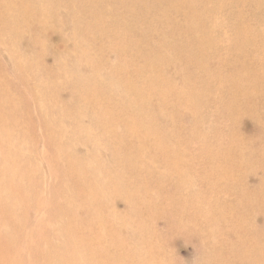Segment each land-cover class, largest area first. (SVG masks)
<instances>
[{
	"label": "rangeland",
	"instance_id": "obj_1",
	"mask_svg": "<svg viewBox=\"0 0 264 264\" xmlns=\"http://www.w3.org/2000/svg\"><path fill=\"white\" fill-rule=\"evenodd\" d=\"M57 2H59L60 11L63 12L64 7L61 5L67 2L65 0H57ZM200 2H203L200 13L203 17L204 30L213 33L217 41L216 45L209 47L208 66L217 73L224 72L225 65L231 62V64L236 63L238 59L236 56L241 54L249 62L250 70L255 75H260L263 66L258 61L256 51V44L260 39H254L249 43L248 48L240 51L239 46L235 45V27L233 29L225 20L223 12L218 9L219 2L215 7L213 6L214 8L212 7V12H204V0H191L194 8L198 7L199 4L196 3ZM66 15L65 17L57 16L49 26L41 27L38 32L35 28L33 31L25 32L26 27H24L21 30L22 38L18 43L15 38L0 37V74L3 78L8 76L22 83L27 80L26 86L22 87L23 92L29 90L31 95L40 96L36 102L31 100L30 103L23 105L18 99V94L14 92L16 103L13 108L15 110L14 121H11L12 145L9 149V156L12 161L11 172L15 176V187L28 193V203L24 202L22 206H17L14 212L17 219L20 221L27 219L29 222L22 234H30L41 226L42 232L45 230L48 233L46 238L54 247L61 246L62 251L67 254L77 251V264H88L95 254L92 246H84L83 242L88 239L96 240L100 224L93 223L89 210L83 206L80 198L72 196L71 190L75 176L66 167L67 157L71 156L79 160L89 159L90 168L94 170L100 183L108 182L111 174L125 171L123 167L126 163L116 148L118 141L121 140L127 147L135 149L138 147L137 137L143 135L144 127L137 125L134 121L136 118L141 122H146L145 118L136 116L140 114L138 112L140 107L134 94L135 90L140 87L141 79L154 76L176 80L178 75L181 77V74L190 70V67L180 66L184 69L180 72L179 66L174 65L175 61L161 63L159 70L149 69L146 66L150 62V52L155 53L160 45L158 37L149 35L152 34L150 29L155 27V24L147 18H144V25L140 29L142 34L148 36L146 45L128 46L135 53L141 52L137 58L130 59L114 51L108 42L94 40V31L88 29L91 27L89 23L96 20L87 17L85 12L71 10L69 16L68 13ZM19 16L25 17L22 12ZM33 16L35 17V14ZM117 16H121V13ZM107 19L108 17L104 18V20ZM180 21L183 23L185 18ZM75 25L79 26L81 32L90 33L92 38L90 36L73 37ZM178 29L173 28L177 31ZM252 29L256 34L264 32L263 26L253 24ZM81 32L79 33L82 34ZM196 35L197 32H193L190 38ZM172 44L175 48L182 45L178 38L172 39ZM4 45H7L6 49L12 46V52L3 49ZM82 49L84 52H86L85 49L88 50L87 56L85 54L81 56ZM163 54L168 58L171 53L165 49ZM92 58L107 63L103 66L101 74L93 75L92 70L85 65L92 61ZM124 63L127 64L126 77L132 79L129 85H123L119 77L114 75L108 88L99 89L92 94H85L79 90L71 93L70 90L57 89V87L56 89L48 87L45 92L41 86L46 80L53 79L55 83L57 79H61L62 85L73 84L76 77L81 81L90 80L92 82V79L101 81L104 76L113 74L114 66ZM80 64L83 69L85 68L84 71L82 70L83 74L78 73ZM52 74H56L53 79ZM71 78L73 81L70 82ZM45 86H47L46 82L43 87ZM178 87L186 90L179 80ZM244 87L250 92H261L258 101L264 102V77L263 83H257L253 78H249ZM141 92L146 98L149 97V108L144 109L141 114L147 115L148 111L157 112L156 124L164 127V133L168 139L172 138L173 129L182 133L181 140L175 142V146L184 153L180 161L187 163L190 167H186L184 172H180L175 167L168 171L169 158L167 161L165 156L156 154L153 144L149 146L147 152H150V157L146 168L149 169L148 176L154 180L142 186L137 184V180L130 174H125V172L121 174L120 179L126 186L127 192H123L122 195H109L107 208L99 212L101 218H107L112 223V231L107 229L103 240L107 244L113 242L110 247L111 254L125 255L137 246L140 251L137 254H129V262L142 260L149 264H208L214 236L223 232L230 236L232 244L237 245L238 243L237 230L227 229V224L230 220L233 223L237 219L239 221L236 205H239L240 199L237 204L236 200H233L237 194L235 191L227 195L221 194L220 200L217 199L218 192H222V180L224 179V183L227 186L230 184L228 187L232 188L235 185L238 186L240 180L247 176L250 177L246 179L248 183L246 189L251 195L254 194L252 191L257 188L262 189L264 186L251 178L256 172L260 179H264V171L259 169L264 156L258 153V141L255 139L253 123L247 117L236 119L234 113V116L231 115L230 118V113L224 110L229 90L220 88L217 83L211 84L209 90L205 92L204 96L209 97V103L204 107L203 113L200 111L199 121L190 118L192 113L186 106H182L176 116L162 117V102H168V100H165L160 92ZM124 96L126 99L122 100ZM220 100L224 103H220ZM120 101L129 103L126 111L122 113L117 112V104ZM223 106L225 108H222ZM261 113L264 114V108ZM101 116L110 118V126L101 122ZM234 120L238 123V128H234L237 127V123H233ZM76 122L79 124L77 125ZM45 123H48L50 128L46 129V126L44 128ZM58 125L63 126L62 131L57 129ZM79 128L81 129L80 134L73 136L72 134ZM87 132L89 139L86 137ZM52 134H57L59 137L52 139ZM239 135L242 137L235 138ZM243 135H248L252 143L248 138L242 140ZM65 141L69 142V149L62 151L57 162H54L51 159L53 148L62 146ZM230 141H234L238 149L243 151L244 154L241 153L240 156L253 158L252 169L249 168L253 164L250 166L247 164L248 170L244 173L243 167L240 172L237 168L238 164L235 166L237 162L232 153L233 150L229 148ZM253 149L254 155L251 154ZM230 154L234 155L232 157L234 161L230 158L231 156L228 159ZM255 155L261 160L253 157ZM226 160L229 162L227 163ZM257 162L258 166H256ZM233 163L234 165L231 166ZM27 174L30 176L28 177ZM226 174L229 175L228 178H225ZM215 176L221 180L220 183L215 181ZM156 179H159V182L155 181ZM244 181L245 179L242 182ZM224 196L227 198L225 199ZM245 199L248 197H242V200ZM52 201L57 209H60V213L56 212L53 205L47 204ZM247 208L244 207L245 210ZM22 209H26V214ZM150 209L153 213L149 212ZM252 222L254 227L261 229L263 221L260 216L254 217ZM243 225L246 226V222ZM137 226L143 227L147 236L151 235L153 240L147 242L141 233L136 234ZM3 230L5 231L4 227ZM6 232L10 233V231ZM65 232L71 234L76 245L69 242ZM202 232H204V242L200 234ZM222 245L223 243H219L216 250L221 251ZM150 246L156 249V252ZM37 247L36 243L31 246V248ZM43 254L48 257V260L52 258L49 249H44ZM27 258L28 253L24 252L22 259L27 260Z\"/></svg>",
	"mask_w": 264,
	"mask_h": 264
},
{
	"label": "bare ground",
	"instance_id": "obj_2",
	"mask_svg": "<svg viewBox=\"0 0 264 264\" xmlns=\"http://www.w3.org/2000/svg\"><path fill=\"white\" fill-rule=\"evenodd\" d=\"M65 1L67 3L63 2L61 5L64 7L63 12H61L57 0H0V37L7 36L11 39L15 38L18 43L22 38L21 30L24 27H26L25 32L28 30L33 31L34 28L36 29V32H38L41 27L49 26L51 21L57 16L65 17L67 16L66 13H68L69 16L71 10L74 12L83 11L86 13L87 17L96 20L89 23L91 27L89 26L90 28L88 29L89 31H94L95 41L108 42L113 50L120 55L135 59L141 52L135 53L133 50H130L128 46L136 47L146 45L148 36L142 34L140 29L141 26L144 25V18H147L152 24H155V27L150 29L152 34L149 35L158 37L160 45L155 53L150 52V62L147 63L146 66L149 69L159 70L161 63L175 61L174 65H178L179 68L180 66H185L186 68L190 67V70H186L184 74H181V77L178 75L176 80H166L154 76H148L147 79H141L140 87L135 90L136 93L134 94V98H136L135 100L140 107L138 110L140 114H137L136 116L137 118H145L146 122H141L136 118L134 121L137 125L144 127V131L142 132L143 135L137 137L138 147L135 149L127 147L121 140L118 141V146L116 148L121 153V156L126 163L123 167L125 168V171L111 174L108 182L100 183L94 170L90 168L89 159L79 160L71 156H68L66 159L67 169L75 176L74 186L71 190L72 196L79 197L81 202H83V206L89 210L91 221L100 224L96 240L88 239L83 242L84 246H92L95 254L88 264H149L142 260L136 262L128 261L129 254H137L140 251L137 246L130 249L125 255L111 254L110 247L113 245V242L107 244L103 239L107 234V229L112 231V223L109 222L107 218H101L99 216V212L108 206L109 195H122L123 192H127L126 186L120 179L121 174H124V172L125 174H130L131 177L137 180V184L142 186L145 183L154 180V178L148 176L149 169L146 168L147 160L150 157V152L147 151L148 147L152 144L154 145V149L156 150L154 152L156 154L165 156L167 161L169 158L167 164L169 168L168 171H171L175 167L180 172H184L186 167H190L187 163L180 161L184 153L175 146V142L181 140L182 133L173 129V136L168 139L165 136L164 127L156 124L155 117L157 112L148 111L147 115L141 114L144 109L149 108V97L146 98L141 91L160 92L163 98L168 100V102H162V117L168 115L176 116L179 109L182 106H186L192 113L190 118L197 121L200 111H204V107L209 103V97L204 96L206 94L205 92L209 90V86L217 83L220 88H227L229 90L228 96L225 95L227 96V104L225 106L226 108L224 106L222 108H225L224 110L230 113V118L233 113L238 120H240L241 117L250 118L253 123L255 139L258 141L257 147L259 152H257L260 156H264V114L261 113L262 108H264V102L261 103L258 101L262 93L257 91L250 92V90L244 87L245 82L249 78H253L257 83H263L264 32L259 34L254 33L252 25L254 24L264 27V0H204V12H212L216 3L219 2L218 9H221L223 12L225 20L230 23L233 29L235 27V45L239 46L240 51L248 48L249 43L254 39H260L258 44H256L258 61L263 66L260 75H255L254 72L250 70L249 62L246 61L241 54L236 56L238 57L236 63L233 62L234 64H231V62V65H225L224 72L217 73L208 66L209 47L216 45L217 41L216 36L213 33L204 30L203 17L200 13V8L203 2L196 3L199 5L194 8V3L192 2V5L191 0H175L171 2H168L167 0ZM56 8H58V10ZM21 12L24 13L25 17L28 16V18L20 17L19 13ZM118 13H121V16H117ZM34 14L35 17L33 16ZM105 17H108V19L104 20ZM182 18H185L183 23L180 21ZM192 20L195 22L193 23ZM157 27H159V29ZM173 28L178 29V31L173 30ZM73 32L75 33L73 35L75 38L78 36H90L92 38L90 33L84 31V33L81 32L78 25L74 26ZM193 32H197V35L194 38H190ZM174 38L180 40L182 43L180 47L175 48L173 46L172 39L174 40ZM6 47L7 45H4L3 49L12 52V46L7 49ZM165 49H168L171 53L168 58L163 54V50ZM85 51L87 53L82 49L81 56L82 54H85L86 56L88 55V50L85 49ZM9 59H12L11 56ZM106 64V62L98 59L93 60L92 58V61L87 62L85 65L92 70L93 75H98L101 74L102 68ZM126 68L127 64L125 63L114 66L112 69L113 74L110 76H104L101 78V81H95V79H92V82L90 80L81 81L76 77V81H74L73 84L67 82L68 84L64 85H62L61 79L57 78V82L55 83L53 77L56 76V74H52L51 78L53 80H46L45 82L47 83V86L43 87L45 82L41 86L45 92L48 87L54 89L57 87V89L70 90L71 93L79 90L85 94H92L99 89L108 88L114 75L119 77L120 82L123 85H129L132 79L131 77H126ZM82 70L84 71L85 68L83 69L80 64V70L77 71L78 73H82ZM183 70L184 69L182 68L179 69L180 72ZM54 72L56 73L55 70ZM178 80L186 87V90H183L181 87L177 88ZM71 81H73L72 78L70 82ZM26 82L27 80L22 83L8 76L3 78L0 74V264H77V251H72L70 254H67L62 251L61 246L54 247L49 239L46 238L48 233L45 230L42 232L43 229L41 226L37 227V229L30 234H22L23 229L29 224V222L27 219L20 221L14 215L17 206H22V203L24 202L28 203V193L22 192L15 187V176L13 172H11L12 161L9 156V149L12 145L11 121H14L15 115V110L13 109L16 103L14 92L18 94V99L23 105L30 103L31 100L36 102L38 97L40 98L39 95H31L29 90L23 92L22 87L26 86ZM139 94L141 96H138ZM73 95L75 96V94ZM222 98L224 100V97ZM124 99H126L125 96L122 100ZM223 100H220V103H222ZM128 106L129 103L120 101V103L117 104V112L122 113L126 111ZM219 112L220 110L218 113ZM203 116L201 117L204 120ZM244 118H242V120ZM100 119L103 124L110 126V118L108 116H101ZM202 123L203 122H201V124ZM233 123L235 124L237 122L234 120ZM78 124L79 123H77V125ZM45 126L46 129L50 128L48 123L44 124V128ZM236 126L237 127L234 128H238V123ZM200 128H198V130ZM234 128L232 129L235 130ZM57 129L62 131L63 126L58 125ZM80 130L81 129L79 128L77 132L72 135L77 136L80 134ZM202 130L204 131V129ZM240 136L241 135L235 136V138H239ZM243 136L244 138L242 140L248 138V135ZM58 137L59 135L57 134L51 135L52 139ZM86 137L89 139L88 132L86 133ZM251 146L253 145L251 144ZM229 148H231V151L233 150L232 153L235 155H233L237 162L235 163V166L238 164L237 168L239 171L243 167L245 173V171L248 170L246 168L247 164L249 166L253 164L251 163L253 158L250 159V156L248 157L247 155V157L244 155L240 156L243 151L238 149V146L234 141L229 142ZM68 149V141H65L62 146L54 147L51 159L54 162H57L60 153ZM253 151L254 149L251 154ZM230 156L231 154L228 156V159ZM233 156L230 158L233 159ZM253 157L256 158L258 156L255 155ZM259 160H261V158ZM232 161H234V159ZM258 162L256 166H258ZM233 165L234 163L231 166ZM253 166L254 164L249 169H252ZM253 169L255 170V167ZM259 169H263L264 171V160ZM27 176L29 177L30 174H27ZM228 177L229 175L226 174L225 178ZM248 178L250 177L247 176L244 178V182H242L244 179L240 178L242 180H240L241 182L239 181L240 183L238 186L235 185L232 188L228 187L230 184L227 186L224 183V179L222 180V192H218L216 195L217 199L220 200L221 194L227 195L234 191L237 192L235 195L236 197L233 199L236 200V204L240 199L239 205H236V212L239 221L237 219L233 223L230 220L231 222L228 221L229 224H227V229L231 228L237 230L236 239L238 243L237 245L232 244L230 236L223 232L214 236L211 244L213 249L209 251L210 262L208 264H264V190H262L264 189V186L262 189L257 188L254 190L255 192L252 191L254 194L251 195L250 191L248 192L246 189L248 188V183H246V179ZM251 178H253L256 183L261 185L264 184V179H260L259 176L256 175V172ZM155 181L159 182V179H156ZM215 181L220 183L221 180L215 176ZM242 197H248V199L242 200ZM224 198L226 199L227 196H224ZM47 204L53 205L56 212L60 213V209H57L56 204H54L53 201ZM231 204L232 203H230V206L233 207ZM243 206L248 208L245 210ZM22 211L26 214V209H22ZM149 212L153 213V210L150 209ZM240 213L241 215H239ZM256 216H260L263 221L260 230H258L257 227H254V223L252 222L253 218ZM244 222H246V226L243 225ZM3 227L5 228V231L3 230ZM6 231H10V233ZM135 233H141L147 242L153 240L151 235L147 236L146 230L141 226L135 228ZM200 234L204 242V232ZM65 235L69 238L70 243L73 242V244L76 245L69 232H65ZM34 243L38 244L37 248H31ZM219 243H223L221 251L216 250L218 249ZM44 249H49L51 251L52 258L50 260H48V257L43 254ZM151 249L156 252V249L152 247ZM24 252L28 253L27 260L22 259ZM153 258L154 256L152 259Z\"/></svg>",
	"mask_w": 264,
	"mask_h": 264
}]
</instances>
